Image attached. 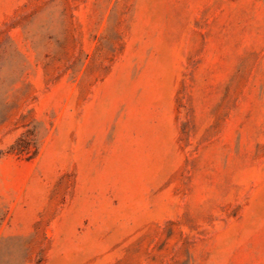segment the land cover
Wrapping results in <instances>:
<instances>
[{
  "label": "rangeland",
  "instance_id": "374dc122",
  "mask_svg": "<svg viewBox=\"0 0 264 264\" xmlns=\"http://www.w3.org/2000/svg\"><path fill=\"white\" fill-rule=\"evenodd\" d=\"M0 264H264V0H0Z\"/></svg>",
  "mask_w": 264,
  "mask_h": 264
}]
</instances>
